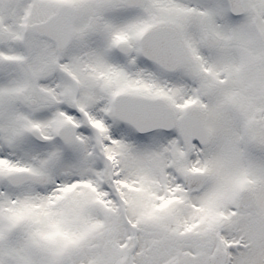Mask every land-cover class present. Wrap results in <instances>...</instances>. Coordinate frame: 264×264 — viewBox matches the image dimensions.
<instances>
[{
    "label": "snow or ice",
    "instance_id": "1",
    "mask_svg": "<svg viewBox=\"0 0 264 264\" xmlns=\"http://www.w3.org/2000/svg\"><path fill=\"white\" fill-rule=\"evenodd\" d=\"M0 264H264V0H0Z\"/></svg>",
    "mask_w": 264,
    "mask_h": 264
}]
</instances>
